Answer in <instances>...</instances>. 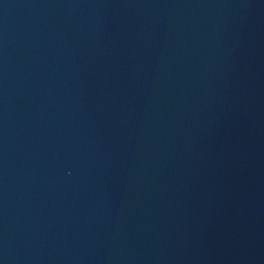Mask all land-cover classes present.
Masks as SVG:
<instances>
[{
    "label": "water",
    "instance_id": "water-1",
    "mask_svg": "<svg viewBox=\"0 0 264 264\" xmlns=\"http://www.w3.org/2000/svg\"><path fill=\"white\" fill-rule=\"evenodd\" d=\"M0 264H264V0H0Z\"/></svg>",
    "mask_w": 264,
    "mask_h": 264
}]
</instances>
